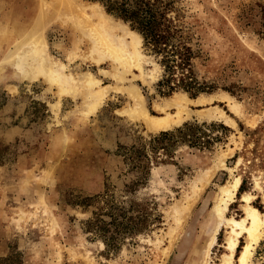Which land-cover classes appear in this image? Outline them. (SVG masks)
I'll use <instances>...</instances> for the list:
<instances>
[{
    "label": "rangeland",
    "instance_id": "374dc122",
    "mask_svg": "<svg viewBox=\"0 0 264 264\" xmlns=\"http://www.w3.org/2000/svg\"><path fill=\"white\" fill-rule=\"evenodd\" d=\"M68 1L105 11L99 0H0V264H221L224 224L209 259L204 255L218 225L220 186L241 178L227 217L244 216L247 193L264 217V0H165L198 44L199 79L215 89L202 93L213 95L211 102L189 104L190 117L160 131L130 117L127 89L139 90L152 116L173 113L161 106L176 93L201 94H164L161 68L143 42L138 66L95 63ZM108 15L120 30L124 22ZM35 41L63 66L66 88L3 69L17 43ZM87 76L95 89L108 90L95 108L81 84ZM212 106L227 118H200L198 110ZM185 124L190 129L177 133ZM166 131L175 134L156 139ZM200 176L209 179L205 186ZM94 213L116 221L106 231L99 222L89 226ZM103 236L115 239L110 244ZM246 240L241 235L235 255ZM250 264H264V234Z\"/></svg>",
    "mask_w": 264,
    "mask_h": 264
},
{
    "label": "bare ground",
    "instance_id": "6f19581e",
    "mask_svg": "<svg viewBox=\"0 0 264 264\" xmlns=\"http://www.w3.org/2000/svg\"><path fill=\"white\" fill-rule=\"evenodd\" d=\"M68 2L70 8L73 9L72 11L77 14V16H75L74 29L82 34L84 39L83 46L93 54L92 58L95 63L98 64L107 60L112 61L113 63H117L124 71H126V69H128L131 65L138 66V60L141 55L139 51V45L142 42V38L137 32L131 30L126 25V23L124 24L121 21L119 22V24H121L123 27H121L120 30L114 28V21L108 14L105 13L101 6H85L76 4L73 1ZM29 18L30 16H25L23 17V21H27V19L29 20ZM14 20L17 21L16 19ZM18 25L19 23L16 26ZM16 30L19 29L17 28ZM36 43L38 42L35 41V43L33 44L30 43V45L26 47L22 46V43L20 42L17 43L14 46V49H11L7 56L5 55L7 57V60L5 62L7 63V65L3 69L6 72L11 73L12 75L17 74L20 79L32 80L37 78L39 75H42L45 79L58 82L61 85V88H66L65 84L68 81L66 75L64 74L65 72H62L63 66L56 64V62L54 63L51 57L48 55L45 47L42 44ZM6 46L7 45H5V47ZM0 75H4L3 70L0 71ZM81 84L85 88L86 99H92L90 100V103L93 108H95L96 105L99 104L100 100H102L108 93V90L103 87L95 89L97 83L90 76L85 77V79L81 81ZM58 89L60 91L59 87ZM63 89L61 91H63ZM127 90L132 99V104L129 111L130 117L139 119L141 118L144 121L147 129L151 131L167 130L181 124L185 119L190 117L192 113V111L188 107L189 104L202 106L214 99L213 95L206 94H201L196 99H189L183 93H176L173 97L167 100L166 103H164V106H161L162 110H165L166 108H174L175 110L173 113L166 112L165 115L162 116H152L146 112L143 104V97L140 94L139 90L136 88ZM94 99H96L98 102L93 103ZM230 109L236 112L239 110V107L236 103H233L230 104ZM198 114L200 118L208 120L227 118L223 110H221L217 106L198 110ZM201 176L199 178V181L202 183V185H204L205 181L209 179L205 180V177ZM240 182L241 178L236 176L232 179L231 182L221 185L220 190L218 189L219 194L217 197V201L213 206V213L218 221V225L205 243L206 245L204 255L205 257H208L209 250L216 241L219 226L220 224H224L225 226H227L229 234L224 243V248L226 251L221 256V264H233L235 258L237 264H250L255 245L258 243L260 237H262L264 234V217L256 207L252 206L249 203L250 195H248V193L243 194L241 198L243 202H245L243 217H241L240 219H235L233 217H227L225 215V211L228 209L229 204L233 201L234 196L237 193ZM198 192H200L199 189ZM182 209H188V206L182 207ZM178 223L179 219H177V224ZM243 234H246L247 240L241 247L238 255H235L239 238ZM204 260L208 261L206 259Z\"/></svg>",
    "mask_w": 264,
    "mask_h": 264
},
{
    "label": "trees",
    "instance_id": "16d2710c",
    "mask_svg": "<svg viewBox=\"0 0 264 264\" xmlns=\"http://www.w3.org/2000/svg\"><path fill=\"white\" fill-rule=\"evenodd\" d=\"M105 11L117 19L126 23L131 30L137 32L143 42L144 50L153 56L161 68V77L158 86L164 94H171L176 90H183L192 97L202 93H210L215 86L205 80H200L194 60L200 53L198 44L193 43L192 34H188L183 23L176 22L172 12H177L173 1L165 0H99ZM177 15V14H176ZM190 129L185 124L183 128H177V133H183ZM175 131L161 132L158 140L170 138ZM96 216V217H95ZM98 213H94V219L88 221L92 226L96 222L101 224V229L106 231L115 223V218L110 222L99 220ZM131 230H135L132 226ZM111 244L114 237L106 238Z\"/></svg>",
    "mask_w": 264,
    "mask_h": 264
}]
</instances>
